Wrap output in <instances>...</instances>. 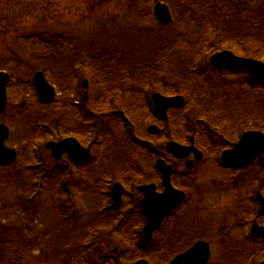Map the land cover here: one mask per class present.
I'll list each match as a JSON object with an SVG mask.
<instances>
[{
  "label": "rangeland",
  "instance_id": "obj_1",
  "mask_svg": "<svg viewBox=\"0 0 264 264\" xmlns=\"http://www.w3.org/2000/svg\"><path fill=\"white\" fill-rule=\"evenodd\" d=\"M157 1L168 6L173 20L161 23L154 17L152 7ZM262 1L0 0V71L10 75L0 124H6L9 130L5 145L16 152L9 165L0 164V232L5 239L0 236L9 242L6 250L16 247L24 264H80L71 257L74 251L91 259L81 264H106V259L118 264L142 256L132 246L134 231L125 235L115 233L117 229L113 230L112 225L94 227L95 222L109 215L107 211L98 213L97 208L102 192L109 195L112 185L119 182L125 189L122 198L129 196L124 198V210L129 215L133 201L142 196L132 181L160 185V175L153 168L156 159L161 158L179 172L173 181L183 188L187 202L163 222L160 233L167 232L175 223L176 230L166 234L170 239L178 240L188 230V241L196 238L209 241L213 246L209 264H213L221 252L215 247L218 217H226L231 203L241 196L236 177L218 167V152L242 133L233 134L232 126L229 128L233 121L236 126L242 122L240 129L263 131L264 86H249V78L243 72L225 75L218 72L221 78L216 81L220 84L209 86V96L199 92L197 100L192 102L195 98L191 94L199 73L209 68L208 60L214 50L227 49L237 55L250 51L264 61ZM258 15L262 19L258 26L248 24L249 17L254 20ZM27 34L45 38H37L39 42L35 39L32 45L23 41V45V36ZM130 44L134 46L131 52L136 47L145 49L142 55L147 60L145 67L142 63L139 66L140 56L134 57L135 69L122 64L120 70L104 62L118 56L123 47L129 50ZM98 70L104 72L99 78L101 83L96 78ZM35 71H43L54 87L53 102H39L32 83ZM122 72L126 76L125 89L120 85ZM169 84L174 88L173 94L182 95L185 102L161 120L147 100L158 91L157 87ZM100 94L104 97L102 102ZM72 101L85 112L96 114L91 119V128L79 120L82 115L76 116ZM120 109L125 110L121 116ZM87 117L89 120L90 116ZM179 118L188 127L183 139L177 137L175 121ZM226 120L229 121L224 124ZM150 125L158 130L147 132ZM204 126L211 135L203 137ZM86 128L90 136L98 132L91 157L85 164L69 163L66 156L55 159L45 148L46 142L67 136L86 145ZM128 134L133 135V141L151 137L148 145L151 162L148 154L135 162L126 161L132 150ZM190 137L194 146L209 144V147L201 161L186 169L184 160H173L165 152V144L173 140L188 145ZM215 140L221 146L217 147ZM36 177L42 180L41 188ZM37 191L39 194L34 197ZM53 193L54 196L58 193L55 198ZM69 194L73 195L72 199ZM88 224L94 234L83 250L79 244H83ZM135 226L142 239L141 223ZM153 238L152 242L160 243L159 234ZM89 247L87 254L84 253ZM161 253L154 264H162L165 257ZM241 253H237L238 258L221 254L216 264H240L245 259ZM146 260L151 264V258ZM253 263L259 264V260L253 259Z\"/></svg>",
  "mask_w": 264,
  "mask_h": 264
},
{
  "label": "water",
  "instance_id": "obj_2",
  "mask_svg": "<svg viewBox=\"0 0 264 264\" xmlns=\"http://www.w3.org/2000/svg\"><path fill=\"white\" fill-rule=\"evenodd\" d=\"M154 13L157 19L162 23H168L171 20L168 7L161 2H157L154 5ZM210 62L216 66L227 69L244 70L248 72L253 80L264 83V62L252 58H242L228 50L214 53L210 57ZM7 79L8 75L0 71V111L5 107V84ZM33 82L41 101L49 102L53 99L54 90L46 81L42 72H36L34 74ZM182 102L183 98L181 96L166 97L159 93L152 94L154 110L163 119L166 118V110L169 107L180 106ZM151 128L154 131L156 130L153 127ZM7 137L8 129L6 125L0 124V163L3 164L13 161L16 156L15 150L4 145V141ZM45 146L51 150V154L56 158L60 157L63 152H67L75 159L86 158L89 154V150H84L73 138H67L58 143L50 141L47 142ZM165 149L177 158L185 157L190 152L195 153L196 159L200 157V153L193 146L187 147L180 145L177 142H168ZM261 152H264V134L257 131H248L243 133L233 149L223 152L222 159L227 164L237 165L249 162L256 154ZM189 165H191V162H188L187 166ZM157 167L163 174L162 183L165 186L164 191L162 193H156L153 184L139 187V189L144 192V198L141 203L147 219L146 224L143 227V233L147 238L150 236L151 232L159 226L164 216L169 213L184 196L181 191L175 189L170 183L171 168L165 165L164 161L161 159L158 160ZM121 191V186L118 183L115 184L112 190V197L116 202L119 201ZM261 211L264 212V203ZM262 229L256 227L255 233L264 235V230ZM208 257V244L199 241L189 250L175 257L171 264H204ZM134 264L146 263L140 260ZM262 264H264V261Z\"/></svg>",
  "mask_w": 264,
  "mask_h": 264
},
{
  "label": "flooded vegetation",
  "instance_id": "obj_3",
  "mask_svg": "<svg viewBox=\"0 0 264 264\" xmlns=\"http://www.w3.org/2000/svg\"><path fill=\"white\" fill-rule=\"evenodd\" d=\"M230 147L231 144L227 145L224 149ZM189 158H191V156ZM195 164L196 162L193 164V166ZM219 166L222 169L227 170V173H231L232 178L236 177L235 179L238 180L237 182H239L237 188L239 189L241 196L239 197V200H235L231 203L230 210L228 212V215L226 214V217L221 215H219L218 217L220 226L214 228V233L216 234L218 239V245L215 247L221 250V252L218 253V256L214 260L213 264H216V262H218L219 259L222 258L221 254L225 253H228L227 256L229 258H238L237 253L239 251L242 252V257H245V259L242 260L240 264H254L253 259H258L259 264H261L264 260V235H253L252 226L253 224H256L257 226L264 228V213H260L259 211L261 204L260 197L264 198V156L262 162H259L258 157H256L255 160L251 163L241 165L239 167H223V165H221L220 163L218 164V167ZM156 188L159 192L162 190L157 185ZM242 196L243 198H241ZM139 202L140 199L134 200V204H137ZM186 202L187 200L184 199L183 202L179 206H177L171 214L165 217L160 227L151 233V238L148 241L140 239L138 242L132 244L133 248L140 251V255H142L133 260L141 258H151V264H154V262H156V257L160 255L159 252H163L161 254L164 255L165 258L163 259L162 264H169L176 255L180 254L183 251H186L196 241L205 240L202 238H196L192 242L188 241V230H186V232H184L178 238V240L175 238L170 239L168 236H166V234H168V231L171 229L176 230L175 223H172V227H169V230L167 232L163 234L160 233L163 222H165L168 218L174 216L176 210L180 206L186 204ZM134 207L137 210L138 206L134 205ZM225 212L226 210H224V213ZM133 214L136 215L137 213L133 211ZM140 220L141 221L139 223H141L143 220L142 211ZM126 222L127 219L124 221V224ZM155 234H159V244H155L154 242H152L154 239L153 236ZM149 241H151V243ZM208 243L211 251L213 246H211V243L209 241ZM116 250L117 248H115L114 251ZM211 253L213 254V252ZM211 257L212 256L210 254L209 261L211 260ZM133 260L130 259L128 260V262H132ZM209 261L206 264H209Z\"/></svg>",
  "mask_w": 264,
  "mask_h": 264
},
{
  "label": "trees",
  "instance_id": "obj_4",
  "mask_svg": "<svg viewBox=\"0 0 264 264\" xmlns=\"http://www.w3.org/2000/svg\"><path fill=\"white\" fill-rule=\"evenodd\" d=\"M260 3H262V5L264 6V2L262 1V2H260ZM250 7V6H249ZM227 10V9H226ZM225 10V11H226ZM227 12V11H226ZM264 15V14H263ZM262 14H261V17L263 16ZM262 22V19H260V16L258 15L254 20L251 18V17H249L248 18V24H250V25H259L260 23ZM24 38H29V39H33V38H35L36 40H37V38H45V37H43V36H41L40 34H27V35H24ZM38 41V40H37ZM34 42H36V41H34ZM39 42V41H38ZM39 44V43H38ZM211 44V46H214L212 43H210ZM227 47L226 48H229L230 46L227 44L226 45ZM130 49L129 50H124L123 48H125V47H123L122 48V50H120V52H119V55L118 56H116L115 58H112V59H104L105 61L104 62H108V66L110 67V66H112L113 68H120V70H122V68H123V66H122V64L123 65H129L130 67H131V69H135L134 67H136L135 65H134V57H137V56H140V59H139V61H140V64H139V66H141V63H142V67H145L146 66V61L147 60H145V58L144 57H142V55H144L145 54V49L143 48V46H141V47H138V49H137V47L135 48V50H134V52H131L132 51V49H133V44L131 45L130 44ZM218 49V48H217ZM144 52V53H143ZM116 53H118V52H116ZM131 53V54H130ZM132 54H135L134 56L132 55ZM132 55V56H131ZM144 58V60L142 61V59ZM111 60H114L113 62L111 61ZM116 60V61H115ZM132 61V62H131ZM113 63H114V65H113ZM130 63V64H129ZM209 67V68H208ZM207 68L208 69H205V70H203V72H200L199 73V76H198V80H197V86L195 87V89H193L194 91H196L198 94H199V92H200V95H203V96H205V95H208V94H210L209 93V86H214L215 85V83L217 82L216 80H218V79H220L221 77V75L220 74H222V75H225V71H223V70H220V69H218V68H215V67H213V66H208ZM138 70H140V69H138ZM220 74H219V73ZM104 72H102L101 70H98L97 71V73H96V78H97V81H98V83L100 82L101 83V79H99L100 77H101V75L103 74ZM123 73V72H122ZM128 74V73H127ZM196 76V75H195ZM121 77V76H120ZM125 74L123 73V76L121 77V78H123V79H121L122 81H121V83H120V85H122V89L124 88L125 89V84L127 83L126 82V79H125ZM197 77V76H196ZM199 78H201V80L199 79ZM128 81V80H127ZM220 81V80H219ZM217 84H220V82H217L216 83V85ZM252 85H253V83H251ZM254 86V85H253ZM254 87H256V86H254ZM159 92H162V93H164V94H166V93H173V91H174V88H172V86L169 84V85H167L166 87H164V86H159V87H157L156 88ZM209 96V95H208ZM101 97H103V96H101ZM199 101V100H198ZM197 101V102H198ZM196 102V103H197ZM116 103V102H115ZM114 103V104H115ZM117 103H118V100H117ZM98 107H100V105H98ZM103 112H101V115H103L102 114ZM94 118V117H93ZM103 118V117H102ZM184 121V119H180L179 121L176 119V121H175V123H176V125H177V129L179 130V132H178V134H179V136H177L178 137V139H183V138H181V137H183L184 136V134L185 133H187V129H188V127L186 126V123L185 122H183ZM186 120H187V117H186ZM229 121V120H228ZM228 121L226 120L224 123L225 124H227L228 123ZM242 123V122H241ZM241 123H240V125H241ZM100 132H102V130L100 131ZM146 139L148 140L149 138H148V136H146ZM140 144L141 143H138V146L137 147H139L140 146ZM141 146L143 147V148H147L148 147V145L146 144V143H142L141 144ZM51 173V172H50ZM0 234H1V236L3 237V233L2 232H0ZM1 236H0V246H3V247H0V264H24V263H21L20 262V258H21V255H19L18 254V252H17V250H16V247H14V246H12V247H9V250H6V248H5V246H7L8 244H9V242H7L6 240H4V239H1ZM6 236V235H5Z\"/></svg>",
  "mask_w": 264,
  "mask_h": 264
}]
</instances>
